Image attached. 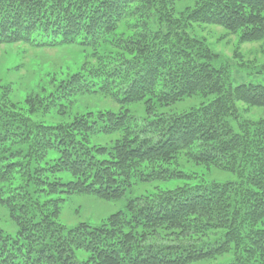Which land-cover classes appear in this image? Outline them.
I'll list each match as a JSON object with an SVG mask.
<instances>
[{
  "label": "trees",
  "instance_id": "trees-1",
  "mask_svg": "<svg viewBox=\"0 0 264 264\" xmlns=\"http://www.w3.org/2000/svg\"><path fill=\"white\" fill-rule=\"evenodd\" d=\"M179 1L0 0V46L112 47L113 57L94 54L96 65L85 64L59 92L104 95L120 108L48 126L0 104V204L18 229L14 237L0 230V264L264 260V120L245 121L237 106L264 109V85L233 87L237 67L187 31L199 24L221 28L239 45L264 42V0H202L177 14ZM126 23L133 36H117ZM255 70L262 74L264 65ZM197 96L206 101L196 109L156 116V105ZM141 103L146 120L123 111ZM98 137H114L112 148L93 145ZM50 153L58 161L42 167ZM181 156L236 179L132 200L99 227L58 222L56 196L114 202L136 182H189L173 169Z\"/></svg>",
  "mask_w": 264,
  "mask_h": 264
},
{
  "label": "rangeland",
  "instance_id": "rangeland-1",
  "mask_svg": "<svg viewBox=\"0 0 264 264\" xmlns=\"http://www.w3.org/2000/svg\"><path fill=\"white\" fill-rule=\"evenodd\" d=\"M201 1L180 0L175 7L176 13L184 14ZM130 24L126 23L120 27L117 36H133L128 27ZM187 31L191 38L204 42L213 52L223 55L237 67L232 71L233 87L243 83L264 85V72L255 74L257 71L255 67L264 65V42L239 45L236 36L228 34L221 28L199 24L190 26ZM115 52L110 46H102L97 49H85L80 46L55 49H36L27 45L0 46V104L14 112L21 113L30 122L48 126L69 125L77 117L87 114L96 115L111 111L118 113L119 106L104 95L61 98L59 92V87L74 75L79 74L85 64L90 68L96 65L92 59L94 54L104 56L116 54ZM241 65H247L244 72L238 69ZM205 101L206 99L202 96H197L185 98L169 107L156 105V116L183 114L202 106ZM237 106L245 121L264 120V109L252 108L244 104H237ZM125 110L140 121L147 119L143 103L126 106L123 108V111ZM112 140L115 138L98 137L92 139V143L112 148ZM58 159L59 156L56 153H50L42 167L46 164L52 165ZM173 169L183 171L189 177V182L171 181L144 184L136 182L121 200L114 202L85 195L56 196L52 201L59 206L58 222L67 228H73L80 224L99 227L113 215L121 212L126 213L127 205L132 200L155 195L161 191L174 190L187 184L224 183L236 179L235 175L220 169L196 165L185 156L179 157ZM62 179L68 180L65 176ZM0 230L12 237L16 236L18 230L11 220L9 210L1 204ZM228 256L195 264H222L228 261ZM259 264H264V260L261 259Z\"/></svg>",
  "mask_w": 264,
  "mask_h": 264
}]
</instances>
